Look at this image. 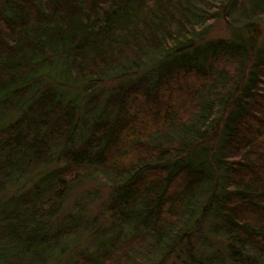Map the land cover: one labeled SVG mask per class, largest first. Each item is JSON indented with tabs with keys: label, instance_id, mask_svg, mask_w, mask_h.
I'll list each match as a JSON object with an SVG mask.
<instances>
[{
	"label": "trees",
	"instance_id": "16d2710c",
	"mask_svg": "<svg viewBox=\"0 0 264 264\" xmlns=\"http://www.w3.org/2000/svg\"><path fill=\"white\" fill-rule=\"evenodd\" d=\"M245 2L0 0V192L19 189L0 196V264H51L50 218L95 176L135 228L72 264H264V33L235 23ZM71 76L122 82L85 119ZM204 225L225 253L186 246Z\"/></svg>",
	"mask_w": 264,
	"mask_h": 264
},
{
	"label": "rangeland",
	"instance_id": "374dc122",
	"mask_svg": "<svg viewBox=\"0 0 264 264\" xmlns=\"http://www.w3.org/2000/svg\"><path fill=\"white\" fill-rule=\"evenodd\" d=\"M264 6V0H246L240 12L232 13V18L236 19L237 24H242L248 19L257 21L264 33V8L253 9V13L248 8L253 6ZM210 37H229L230 30L225 20H218L213 23L210 31ZM264 37V36H263ZM122 82L119 79L105 80L99 85L94 83H87L75 80L73 76L69 80L70 84L63 85V90L69 93L81 92V108L82 117L88 119L91 115L88 114L89 105L92 103L93 96H99L102 100L116 90L118 85ZM81 117V118H82ZM82 127H86L81 122ZM23 178V182H25ZM15 182L8 184L3 192H0L4 199L12 197L19 189L15 187ZM26 185H29L28 183ZM27 187V186H26ZM119 195V188L113 184L112 181L106 179L104 176H95L85 178L74 184L70 189L63 206L54 212L50 218L51 226H56V238L51 241L49 249V262L51 264H72L77 261V258L86 255L87 253L97 252L102 246L110 245L122 234H131V230L135 228L132 224L125 225L116 224L112 218L109 207L112 200ZM3 200H0V202ZM61 206V205H60ZM137 209H135L133 216H135ZM140 211V209H138ZM76 216V222L79 223L74 226L73 220ZM127 221V220H126ZM55 224V225H54ZM72 225L69 232L64 233L62 225ZM206 224V223H204ZM208 225V224H207ZM200 228L194 233L191 238L188 236L186 246L192 247L191 250L201 257L208 245H216L218 250L223 253L226 252L224 238L222 233H219L217 227H213L212 235L208 233V227ZM148 250V251H147ZM141 253V258L135 261L134 264H158L159 257L156 253L151 252L149 248ZM225 251V252H224ZM205 253V252H204ZM202 258V257H201ZM204 260V259H203ZM258 261V259H255ZM260 261V260H259ZM165 264H178L175 257H169ZM228 264V263H225Z\"/></svg>",
	"mask_w": 264,
	"mask_h": 264
}]
</instances>
